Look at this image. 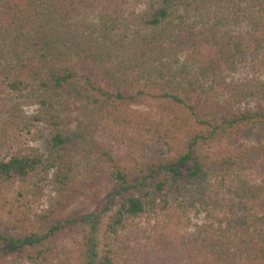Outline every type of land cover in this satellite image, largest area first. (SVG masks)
<instances>
[{
  "label": "trees",
  "instance_id": "trees-1",
  "mask_svg": "<svg viewBox=\"0 0 264 264\" xmlns=\"http://www.w3.org/2000/svg\"><path fill=\"white\" fill-rule=\"evenodd\" d=\"M241 67L252 75L234 81ZM262 74L264 0H0V201L14 185L24 207L41 188L55 193L34 224L24 217V233L1 231L21 219L12 209L0 214V257L7 246L16 259L51 263L68 232L95 229L107 214L99 251L88 238L87 264H264ZM247 101L255 105L241 109ZM70 102L90 113L85 128L94 125L102 140L90 137L97 159L82 173L61 128ZM29 106L39 110L27 116ZM162 114L174 123L163 127L171 143L141 133ZM40 125L46 156L12 147L41 134ZM259 126L255 147L203 156L193 149ZM101 181L112 196L95 214L59 216ZM192 212L202 222L192 224ZM174 224L186 227L179 233Z\"/></svg>",
  "mask_w": 264,
  "mask_h": 264
},
{
  "label": "rangeland",
  "instance_id": "rangeland-1",
  "mask_svg": "<svg viewBox=\"0 0 264 264\" xmlns=\"http://www.w3.org/2000/svg\"><path fill=\"white\" fill-rule=\"evenodd\" d=\"M144 7H147V3L141 4L137 8L143 9ZM251 70L252 69H250L249 67H241V70L239 72L232 75V79L234 81L243 80L247 75H252ZM262 77H264L263 74ZM254 105V101H247L241 102L239 107L246 110L247 108H251ZM132 107L141 112L145 111V107L142 106L133 105ZM37 110L39 109L36 106H29L24 108L27 116L35 114ZM60 114L63 119L61 128L66 137V149L68 150L69 155L71 156L75 165V173H82L87 165H91L92 163L96 162L97 158H95L94 155H91V150L89 148V139L91 137L98 143H101L102 140L101 138H99V131L95 129L94 125L91 126L90 131L85 128L87 127L90 113L85 112L81 104L78 102H70L69 104H67V106H65L64 109L61 110ZM162 118L163 119H158L157 123L152 124V127L154 129L149 130V132L142 131L141 133L147 139H163L161 142H163L165 139L167 143H171V133L168 130H165L163 127L166 126L172 128V125H174V123L170 119L166 118L164 114H162ZM182 125L183 126L181 127L182 130H180L179 132V137L182 144V149H186L191 141L190 136L184 130L185 127H188L183 123ZM39 128L41 134H39L38 132L36 133L35 130H33V135L23 136V138L19 139L17 138V141L12 144V147H14L15 149L20 148L25 151L34 149L40 154L46 156L48 152V130L46 128V125H40ZM262 131L263 128L259 126L252 130L248 137L240 138L232 143L223 140L216 142L208 140L200 141V144L194 146L193 149L197 154L203 156L209 155L215 151H238L242 148L255 147L259 143L263 142ZM118 146H120V144L114 145V148ZM121 150H123V147L121 148ZM121 150H119V154L123 155ZM87 159H89V161H87ZM41 190H39V192L35 195H28L27 201H29L30 204H28V206L26 207L22 205V203L25 202V199L17 197L18 190L16 185L5 192L6 200L0 201V214L2 216L8 217V213L12 209V211L16 212L17 217L21 219V223L18 224L16 226L17 228H15L14 230L6 231L1 229V231H4L8 235H13L15 233L21 232L24 233L30 228L32 224H34L33 218L31 217L34 215V213H40V211L46 209L49 197L55 195L54 192L52 193L53 190L50 186L44 187L43 189L41 188ZM111 192L112 185L107 181H101L99 185L91 186L89 189H87L83 195H81L75 202L70 204L59 216L61 218L70 217L76 214L91 216L98 211L100 204L104 205L110 200V197L112 196ZM24 217L25 220L31 219V222H29L31 225L27 222L23 223ZM188 219L192 224H198L202 222L203 215H198L195 212H192V214L189 215ZM97 220H99L100 222L95 224V229H93L91 225H87L83 226V228H81L78 232H68L64 237V240L59 243L60 251L57 254L55 260L50 261L51 263L48 264H87L89 262V253L87 251L88 238H90L91 236H95L96 239L92 243L93 245H96L94 249L96 251H99L100 236L102 233V229L104 228V225L107 221V214L100 215L99 217H97ZM185 227L186 225H172V229L179 233H181V231H183ZM187 227L189 229L193 228L192 225ZM92 243H90V245H92ZM2 249L3 251L4 249H6L8 253H2L3 255L0 257V264H30L27 261L14 258V256L17 255L18 251L11 250L7 246H4Z\"/></svg>",
  "mask_w": 264,
  "mask_h": 264
}]
</instances>
